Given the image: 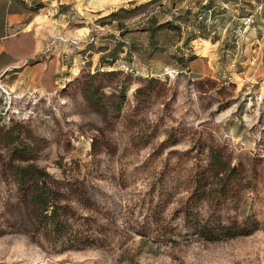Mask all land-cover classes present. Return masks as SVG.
Masks as SVG:
<instances>
[{"label": "rangeland", "instance_id": "obj_1", "mask_svg": "<svg viewBox=\"0 0 264 264\" xmlns=\"http://www.w3.org/2000/svg\"><path fill=\"white\" fill-rule=\"evenodd\" d=\"M23 1L0 11V264H264V0Z\"/></svg>", "mask_w": 264, "mask_h": 264}, {"label": "crops", "instance_id": "obj_2", "mask_svg": "<svg viewBox=\"0 0 264 264\" xmlns=\"http://www.w3.org/2000/svg\"><path fill=\"white\" fill-rule=\"evenodd\" d=\"M0 4H2V6L0 7V11H1V15L3 18V21L7 22L6 25L8 26H17L18 23L20 22H24L29 16L30 13L34 12L37 9H34L33 6H31L30 2H25L23 0H0ZM208 7V8H207ZM210 4L202 7L201 11L204 15H207V11H210ZM232 16H234L233 14H229L227 10H222V13H217L216 14V24L213 25L212 29L209 31H207L206 37H202V40L205 41H209L210 45L206 47V51L208 52V54L211 56H214L215 54H217L218 57H221V55H219V52L216 51V49L218 50L219 46H218V42L219 40L222 39V35L223 31L226 30L228 27H226L225 24V20L224 18H229L230 20L232 18ZM222 18V22L219 24L218 20ZM224 20V21H223ZM220 21V20H219ZM3 23V22H2ZM235 27H230L229 29H232V31L234 30ZM16 29V28H15ZM236 30V29H235ZM234 30V31H235ZM11 32H16L17 30L14 31H10V35L14 34ZM26 32V31H25ZM217 34L216 36H212V34ZM232 33V32H231ZM221 35V36H220ZM27 36H20V39H25V41L27 40ZM201 38V37H198ZM227 41V39H226ZM223 42L225 43V40H223ZM229 44H233V42H228ZM16 45H9V51H13ZM197 47V46H196ZM198 47L202 48V45L200 44Z\"/></svg>", "mask_w": 264, "mask_h": 264}, {"label": "trees", "instance_id": "obj_3", "mask_svg": "<svg viewBox=\"0 0 264 264\" xmlns=\"http://www.w3.org/2000/svg\"><path fill=\"white\" fill-rule=\"evenodd\" d=\"M214 159H217V157H215ZM217 165H222V164H220L218 162ZM37 171H39V172H41V173L44 174V172H43L42 169H37ZM15 174H16V179H17V181H18L19 184L25 183L26 180H27V178H29V177H32V178L35 177V181H37V177H40L39 175L38 176H35L34 175L35 173L32 170L29 169V166L28 165L19 166L18 169L16 170ZM24 195H26V196L31 195L30 190H28L27 188H25L24 189ZM39 201L41 202V205L44 206L45 208L47 207V205L50 202V200H48L46 196H44L42 198L39 197ZM210 238H213V236L212 237L210 236Z\"/></svg>", "mask_w": 264, "mask_h": 264}]
</instances>
